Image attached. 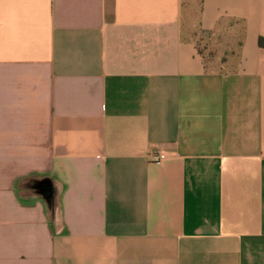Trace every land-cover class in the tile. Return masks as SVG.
<instances>
[{"label":"crops","instance_id":"1","mask_svg":"<svg viewBox=\"0 0 264 264\" xmlns=\"http://www.w3.org/2000/svg\"><path fill=\"white\" fill-rule=\"evenodd\" d=\"M0 264H264V0H0Z\"/></svg>","mask_w":264,"mask_h":264},{"label":"rangeland","instance_id":"2","mask_svg":"<svg viewBox=\"0 0 264 264\" xmlns=\"http://www.w3.org/2000/svg\"><path fill=\"white\" fill-rule=\"evenodd\" d=\"M201 39L205 42L203 47L206 49L205 56L207 59H212L213 57H219L218 62L220 61H226L229 55L232 53V47L230 46V43H227L226 45H222L218 47V50L213 47L209 46V38L208 37H201ZM208 47V48H207ZM217 51L219 53H217ZM219 54V55H218Z\"/></svg>","mask_w":264,"mask_h":264},{"label":"water","instance_id":"3","mask_svg":"<svg viewBox=\"0 0 264 264\" xmlns=\"http://www.w3.org/2000/svg\"><path fill=\"white\" fill-rule=\"evenodd\" d=\"M51 185L48 181V179H43L41 183V191L40 193L48 200L50 201L51 198Z\"/></svg>","mask_w":264,"mask_h":264},{"label":"built area","instance_id":"4","mask_svg":"<svg viewBox=\"0 0 264 264\" xmlns=\"http://www.w3.org/2000/svg\"><path fill=\"white\" fill-rule=\"evenodd\" d=\"M162 155H159L158 153L156 154H152L151 155V159L154 160V161H158L159 159H161Z\"/></svg>","mask_w":264,"mask_h":264}]
</instances>
